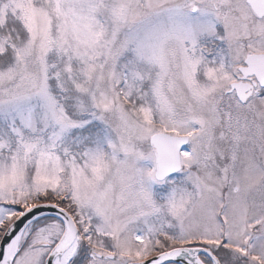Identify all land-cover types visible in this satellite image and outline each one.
I'll use <instances>...</instances> for the list:
<instances>
[{
    "label": "snow or ice",
    "instance_id": "obj_1",
    "mask_svg": "<svg viewBox=\"0 0 264 264\" xmlns=\"http://www.w3.org/2000/svg\"><path fill=\"white\" fill-rule=\"evenodd\" d=\"M0 264H264V0H0Z\"/></svg>",
    "mask_w": 264,
    "mask_h": 264
}]
</instances>
